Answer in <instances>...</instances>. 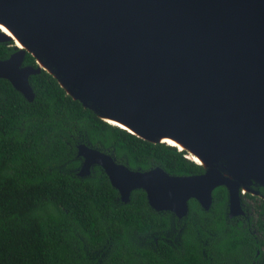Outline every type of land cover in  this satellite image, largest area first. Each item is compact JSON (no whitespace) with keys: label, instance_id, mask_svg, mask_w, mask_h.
Returning <instances> with one entry per match:
<instances>
[{"label":"water","instance_id":"95a60500","mask_svg":"<svg viewBox=\"0 0 264 264\" xmlns=\"http://www.w3.org/2000/svg\"><path fill=\"white\" fill-rule=\"evenodd\" d=\"M0 24L22 43L0 78L27 101L43 69L106 122L202 160V173L173 175L79 144L78 175L100 166L123 203L142 189L152 209L181 215L224 186L234 210L240 188H264V0H0Z\"/></svg>","mask_w":264,"mask_h":264},{"label":"trees","instance_id":"16d2710c","mask_svg":"<svg viewBox=\"0 0 264 264\" xmlns=\"http://www.w3.org/2000/svg\"><path fill=\"white\" fill-rule=\"evenodd\" d=\"M13 51L12 40L0 42V59ZM23 65L36 66L30 53ZM29 82L32 101L0 78V264H161L162 242L153 238L168 226L165 213L150 207L142 189L123 203L98 165L78 175L77 146L111 153L132 169L190 175L203 167L185 151L101 119L43 69ZM226 196L224 186L213 190L216 205ZM249 220L264 244V200ZM244 234L256 235L251 228Z\"/></svg>","mask_w":264,"mask_h":264},{"label":"flooded vegetation","instance_id":"af4514ba","mask_svg":"<svg viewBox=\"0 0 264 264\" xmlns=\"http://www.w3.org/2000/svg\"><path fill=\"white\" fill-rule=\"evenodd\" d=\"M246 186V191L240 188L238 209H231L228 191L224 202L216 205L212 191L207 209L190 198L185 214L157 211L164 212L168 222L162 235L153 238L156 244L162 242L158 253L161 264H256L260 253H264V244L249 217L255 215L256 204L264 200V193L263 187L254 182ZM193 201L195 205H191ZM249 228L256 235L247 237L244 232ZM227 232L235 237L231 239Z\"/></svg>","mask_w":264,"mask_h":264},{"label":"bare ground","instance_id":"6f19581e","mask_svg":"<svg viewBox=\"0 0 264 264\" xmlns=\"http://www.w3.org/2000/svg\"><path fill=\"white\" fill-rule=\"evenodd\" d=\"M0 29H2L3 32H5L6 34H8L9 36H12L15 39V43H14L15 45H17L19 47H22V43L5 26H3L2 24H0ZM123 127H125V126H123ZM167 141L170 144L175 145V146H178L179 148L183 149V146L180 143H178L177 141H175L174 139H169ZM189 157L191 159H193L194 161H196V162H199L201 164L203 163L202 160L198 156H196L194 154H190Z\"/></svg>","mask_w":264,"mask_h":264}]
</instances>
